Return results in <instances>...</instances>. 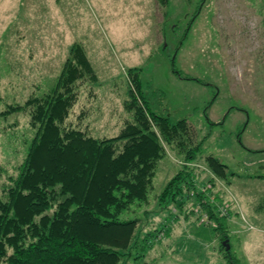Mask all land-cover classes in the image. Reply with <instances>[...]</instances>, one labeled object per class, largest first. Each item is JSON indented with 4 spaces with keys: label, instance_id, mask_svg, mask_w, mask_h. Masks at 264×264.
I'll return each instance as SVG.
<instances>
[{
    "label": "rangeland",
    "instance_id": "1",
    "mask_svg": "<svg viewBox=\"0 0 264 264\" xmlns=\"http://www.w3.org/2000/svg\"><path fill=\"white\" fill-rule=\"evenodd\" d=\"M157 11L164 43L143 61L142 88L154 111L173 121L186 118L195 144L203 142L196 161L198 184L206 189L210 179L217 183L211 202L227 217L224 230L233 259L225 258L216 222L194 195L183 198L184 211H194L187 217L173 204L170 211L154 214L157 194L184 162L175 148H168L156 168L150 205H132L123 215L140 217L150 228L162 221L166 225L159 239L127 264H259L247 259L243 234L252 225L264 228V0H169ZM18 18L0 38V197L18 175L38 129L35 107L27 101L52 92L70 56L67 34L51 38L42 27L36 40ZM89 51L98 81L74 83L76 98L63 127L95 139L114 137L135 117L127 106L130 68L114 75L115 58ZM211 154L227 165L225 179L207 165Z\"/></svg>",
    "mask_w": 264,
    "mask_h": 264
},
{
    "label": "trees",
    "instance_id": "2",
    "mask_svg": "<svg viewBox=\"0 0 264 264\" xmlns=\"http://www.w3.org/2000/svg\"><path fill=\"white\" fill-rule=\"evenodd\" d=\"M158 1L168 6L169 0ZM191 26L190 22L188 32ZM143 70L126 72L131 85L127 106L135 117L114 137L95 139L63 127L76 98L74 83L95 79L79 44L73 45L52 92L27 101L35 107L33 123L39 125L18 175L0 197V264H127L138 258L132 256L152 246L166 224L150 228V223L141 224L140 217L123 215L132 205H150L156 168L168 148H175L184 162L157 194L159 208L154 214L170 211L173 204L187 217L194 211L192 207L184 211L183 198L194 195L216 222L221 249L232 262L224 230L227 217L220 216L211 202L217 183L210 179L206 189L198 184L196 161L203 142L195 144L186 118L173 121L151 108L142 88ZM206 161L217 177L226 178L224 162L212 154ZM145 212L149 216L150 211Z\"/></svg>",
    "mask_w": 264,
    "mask_h": 264
},
{
    "label": "crops",
    "instance_id": "3",
    "mask_svg": "<svg viewBox=\"0 0 264 264\" xmlns=\"http://www.w3.org/2000/svg\"><path fill=\"white\" fill-rule=\"evenodd\" d=\"M159 5L158 0H0V38L18 15L21 26H30L36 40L41 39L37 32L42 27L51 32V38L61 39L67 34V57L73 45L79 44L97 82L90 49L115 58L116 75L121 69L143 68L149 53L160 48L163 20L157 14ZM243 240L247 259L264 264V228H246Z\"/></svg>",
    "mask_w": 264,
    "mask_h": 264
}]
</instances>
